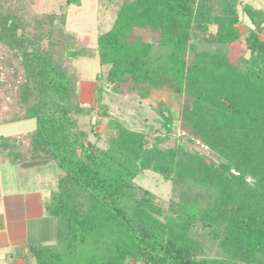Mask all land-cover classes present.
I'll list each match as a JSON object with an SVG mask.
<instances>
[{
  "label": "trees",
  "instance_id": "obj_1",
  "mask_svg": "<svg viewBox=\"0 0 264 264\" xmlns=\"http://www.w3.org/2000/svg\"><path fill=\"white\" fill-rule=\"evenodd\" d=\"M35 3L0 0V125L37 121L0 137V165L56 170L44 203L56 243L28 245V263L264 264V9L245 3L240 12L241 0H99L116 17L93 48L90 35L67 30L68 7L82 0L42 13ZM244 18L251 26L241 38ZM141 29L158 40L136 37ZM80 57L109 67L96 81L112 92L153 102L168 134L151 141L111 120L108 147L92 142L78 123L96 111L80 98ZM159 92L182 98L183 135L218 161L184 143L162 146L174 117L165 97L154 103ZM98 112L108 117L106 105ZM144 171L173 182L178 200L160 205L134 182Z\"/></svg>",
  "mask_w": 264,
  "mask_h": 264
},
{
  "label": "rangeland",
  "instance_id": "obj_2",
  "mask_svg": "<svg viewBox=\"0 0 264 264\" xmlns=\"http://www.w3.org/2000/svg\"><path fill=\"white\" fill-rule=\"evenodd\" d=\"M243 3L239 6V11H242L243 4H249L256 9H264V0H241ZM58 0H36L35 12H52L58 6ZM67 30L75 35H90L94 42L92 47H97V37L102 32L110 30L112 27L116 13L112 3L107 7H101L99 0H82L80 6L70 5L67 10ZM250 21L248 19L237 27L241 38H244L250 29ZM135 36L142 38L145 42H156L158 36L149 30H136ZM236 53V54H235ZM238 48L231 51V57L237 58ZM73 65L78 69L81 82L79 94L82 101L88 104H94L96 111L87 117L78 118V123L81 129L90 134V140L100 148H107L110 136L113 135V128L110 127L111 120L119 121L123 126L133 131L144 132L148 134L152 141L155 137H164L167 135V130L162 126V116L157 112L155 104L147 100H141L134 95H126L114 93L108 85L96 81L98 75L105 77L109 67L100 65L99 58L89 59L80 57L73 60ZM101 86L104 93L101 94L97 87ZM165 97V105L168 106L171 114L174 117L173 132L165 138L162 144L165 148H174L179 143H184L189 151H197L201 154L218 161V157L211 150L204 147L199 142H191L188 136H184L180 128V106L182 98L171 93H157L153 96L154 103L162 100ZM101 105H106L108 117H103L98 112ZM98 112V113H97ZM98 125V127L95 126ZM95 127V128H94ZM37 128V121L24 120L20 122L0 125V137L21 134L28 131H33ZM96 133L98 135L96 136ZM0 171L3 174V181L10 182L16 180L18 184L34 188L39 181H44L47 190L49 191L51 184L55 181V167L49 168L48 171H20L16 166L5 164L0 166ZM137 185L149 190L156 196L157 202L167 208L174 200H178L175 193V185L171 181H166L162 176L151 171H144L135 181ZM46 215V212H44ZM56 220L50 216L44 219H35L30 226L25 228L26 237L30 243H56ZM24 234V233H23ZM137 264V263H129Z\"/></svg>",
  "mask_w": 264,
  "mask_h": 264
},
{
  "label": "crops",
  "instance_id": "obj_3",
  "mask_svg": "<svg viewBox=\"0 0 264 264\" xmlns=\"http://www.w3.org/2000/svg\"><path fill=\"white\" fill-rule=\"evenodd\" d=\"M43 182L34 188L16 180L7 183L0 171V264H29L26 248L34 243L29 242L25 228L35 219L49 216L44 207L48 190Z\"/></svg>",
  "mask_w": 264,
  "mask_h": 264
}]
</instances>
